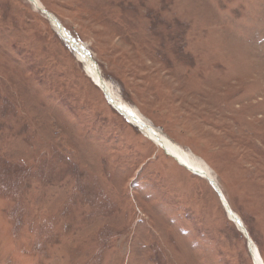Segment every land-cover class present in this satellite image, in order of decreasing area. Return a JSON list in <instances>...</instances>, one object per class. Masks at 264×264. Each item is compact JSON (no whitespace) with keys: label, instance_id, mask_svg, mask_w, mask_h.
Instances as JSON below:
<instances>
[{"label":"rangeland","instance_id":"374dc122","mask_svg":"<svg viewBox=\"0 0 264 264\" xmlns=\"http://www.w3.org/2000/svg\"><path fill=\"white\" fill-rule=\"evenodd\" d=\"M40 1L206 162L264 260V0ZM69 45L28 0H0V264H253L210 181L128 123Z\"/></svg>","mask_w":264,"mask_h":264},{"label":"bare ground","instance_id":"6f19581e","mask_svg":"<svg viewBox=\"0 0 264 264\" xmlns=\"http://www.w3.org/2000/svg\"><path fill=\"white\" fill-rule=\"evenodd\" d=\"M28 1L33 5V7L36 10L42 11V13L44 11L48 12L40 0H28ZM55 19L58 20L53 14H51V17H49V21L52 23V25L56 27ZM61 33L62 35L64 34L66 36V38L68 39L67 41L68 45L70 44L69 46L72 48V50L74 49L80 61L83 62L86 73L89 76V78L92 79L94 84L97 87H99L101 91L104 90L107 94H110V96L114 99L113 106L116 108L117 111H119L121 114L125 116L126 120L129 123H132L133 125L137 126L144 136H146L155 145L159 146L166 153L167 156L173 158L180 166L187 169L192 174L197 176L200 175V177L202 176L203 178H206L208 180L209 179L215 180L214 176L212 175V170L204 160L195 156L191 151L184 149L177 143L170 140L166 135L158 131V129H155L154 126H152V124L139 112L138 109L131 107L130 105L125 103L122 99H120L119 96L116 95L114 91V87L103 78L99 67H97L98 66L97 63L88 56L86 49L83 48V46L85 45L75 40L69 33L66 32L65 29H63ZM224 200H225L224 204L226 205L227 203L229 210L232 211L225 197ZM232 212L236 218L235 224L241 230L246 229L241 218L236 213H234V211ZM241 225H243L244 229H242ZM253 249H254L256 264H264V260L256 244H254Z\"/></svg>","mask_w":264,"mask_h":264},{"label":"water","instance_id":"95a60500","mask_svg":"<svg viewBox=\"0 0 264 264\" xmlns=\"http://www.w3.org/2000/svg\"><path fill=\"white\" fill-rule=\"evenodd\" d=\"M43 13H44V15H46V16L48 17V19H49V17H51V14H49L48 12L44 11ZM55 20H56V19H55ZM53 26H54V25H53ZM54 28H55L56 31L59 33V35L61 36V38L67 43L68 39L66 38V36H65L64 34L62 35V33H61V31H63L64 28H63L62 24L59 22V20H56V27L54 26ZM83 48L86 49V46H83ZM86 51H87V53H88V56H89L90 58H92L90 52H89L87 49H86ZM102 91H103V93H104V95H105V97H106L108 103H109L114 109H116V108L113 106L114 99L110 96V94H107L104 90H102ZM119 113H120V112H119ZM120 114H121V113H120ZM121 115H123V114H121ZM123 116H124V115H123ZM124 117H125V116H124ZM134 126H135V125H134ZM136 127H137V126H136ZM137 128H138V127H137ZM139 130H140V129H139ZM209 181H210V183L212 184V186L214 187V189L217 191L219 197L221 198V200H222V202H223V205L225 206V209H226V211H227V214H228L229 218H230L232 221L236 222V218H235L233 212H232L231 210H229L228 204H227V203H226V205L224 204L225 200H224V197H223V195H222V191H221V189L219 188L218 184L215 182L214 179H209ZM227 207H228V208H227ZM237 227H238V226H237ZM241 227H242V229H244V228H243V225H241ZM238 228H239V227H238ZM239 229H240V228H239ZM240 230H241V229H240ZM241 231H242V233L244 234V236L247 238L249 251H250V253L253 255V254H254V249H253V247H254V243H253L252 239L250 238V236H249V234H248V232H247L246 229L241 230Z\"/></svg>","mask_w":264,"mask_h":264}]
</instances>
